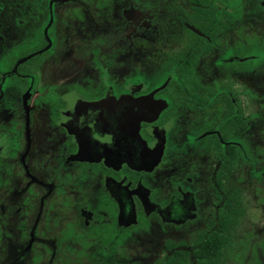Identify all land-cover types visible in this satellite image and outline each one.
I'll use <instances>...</instances> for the list:
<instances>
[{
  "label": "flooded vegetation",
  "instance_id": "obj_1",
  "mask_svg": "<svg viewBox=\"0 0 264 264\" xmlns=\"http://www.w3.org/2000/svg\"><path fill=\"white\" fill-rule=\"evenodd\" d=\"M117 4L104 27L97 0H0V264H241L264 186V0ZM83 24L116 38L77 45ZM159 24L155 75L99 57L141 56Z\"/></svg>",
  "mask_w": 264,
  "mask_h": 264
},
{
  "label": "rangeland",
  "instance_id": "obj_2",
  "mask_svg": "<svg viewBox=\"0 0 264 264\" xmlns=\"http://www.w3.org/2000/svg\"><path fill=\"white\" fill-rule=\"evenodd\" d=\"M98 3L100 4L99 7H97L98 10V15L96 19L98 21H101L100 24L104 25V27H108L109 25H115L116 23L118 24V19L120 17H116V11L118 9V0H97ZM117 6V7H116ZM158 30H156V33L153 37L151 38V41L145 42L143 49L140 52L141 56H138L137 52H130L129 50H122L120 47L116 46L118 48L117 52H112L106 50V48H101L99 50L101 58H104L106 62L112 66V67H117V71L119 68L123 65L127 67V72L130 74L131 71H133L136 67H139V62L136 59L137 58H142V62L140 63L141 68L144 71V75L147 76L148 78L151 76V74L155 75L154 71L156 70V66L154 65L157 63L159 57L162 56V51L158 49L159 48H165L167 49L168 46V37H167V27L159 24ZM103 27V28H104ZM93 29V30H92ZM65 30V29H63ZM95 28H88L87 25L83 24L80 28L78 33L80 34V37L78 38L77 36L74 38L76 39L74 42L75 44L79 45L81 43H84L83 37H89L93 39V34L95 35H100L101 38L104 37H113L115 34V37L113 41L116 38V33L114 31H110L109 29H102L100 31H96ZM166 32V34L162 33ZM173 32V30H172ZM77 33V31H76ZM165 35L164 38L162 37ZM89 38V39H90ZM102 40V39H101ZM263 41H260V44ZM257 42V45H260ZM258 48V47H257ZM61 49H63L64 53L61 56L62 64L60 65V69L56 70V74L60 78H64L66 76L72 77L73 74L76 72V68L78 67V63L75 55H72V53H76V49L72 48L71 46H67L64 42V40H61ZM69 53V54H68ZM71 53V54H70ZM76 62H74V61ZM72 61V63H70ZM84 62L82 60L81 63ZM83 67V65L81 66ZM259 81V82H258ZM256 81V86L259 84H262V79H258ZM257 93V98L259 100L264 99V92H259L256 91ZM260 109V107L258 108ZM261 114L264 112V105L262 109L258 111ZM259 115H257V120H256V128H257V141H256V151H260L261 153L264 154V119L258 118ZM261 167L257 163L256 166V172L260 170ZM255 192H256V201L254 202L255 205L257 206H251L248 207L245 216H243V220L241 222L242 228L245 229H254L256 231H259V229L264 230V186L262 184L257 185L255 187ZM250 210H256L257 216L255 219H252L250 217ZM248 231L244 235L240 236L239 243L241 244V252L239 253L238 257L240 260H244L241 264H264V235L263 233H256L255 231ZM131 252L129 253L130 255L133 256H141L142 258L149 257V251L143 250L142 248H137L130 250ZM81 253H75V261L80 259V261H83V257H85L88 253L82 252V254L79 256ZM73 256V255H72ZM6 255L4 256V260L6 259Z\"/></svg>",
  "mask_w": 264,
  "mask_h": 264
},
{
  "label": "trees",
  "instance_id": "obj_3",
  "mask_svg": "<svg viewBox=\"0 0 264 264\" xmlns=\"http://www.w3.org/2000/svg\"><path fill=\"white\" fill-rule=\"evenodd\" d=\"M221 243H226V240L222 241ZM202 253V251H201ZM176 262L174 264H183V261L181 258H179L178 256L176 257ZM201 260L203 261V263H206V264H210L212 258L208 257V256H204V254L202 253V257H201Z\"/></svg>",
  "mask_w": 264,
  "mask_h": 264
},
{
  "label": "clouds",
  "instance_id": "obj_4",
  "mask_svg": "<svg viewBox=\"0 0 264 264\" xmlns=\"http://www.w3.org/2000/svg\"><path fill=\"white\" fill-rule=\"evenodd\" d=\"M256 216H257V212H256V210H250V217H251L252 219H255Z\"/></svg>",
  "mask_w": 264,
  "mask_h": 264
}]
</instances>
